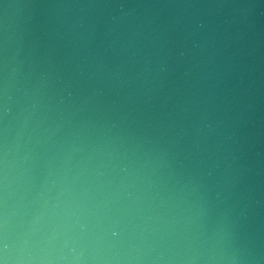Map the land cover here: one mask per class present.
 <instances>
[{
	"label": "water",
	"instance_id": "95a60500",
	"mask_svg": "<svg viewBox=\"0 0 264 264\" xmlns=\"http://www.w3.org/2000/svg\"><path fill=\"white\" fill-rule=\"evenodd\" d=\"M0 264H264V0H0Z\"/></svg>",
	"mask_w": 264,
	"mask_h": 264
}]
</instances>
